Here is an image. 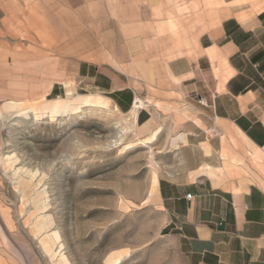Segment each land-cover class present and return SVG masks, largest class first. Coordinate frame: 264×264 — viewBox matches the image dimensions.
<instances>
[{
  "label": "rangeland",
  "instance_id": "obj_1",
  "mask_svg": "<svg viewBox=\"0 0 264 264\" xmlns=\"http://www.w3.org/2000/svg\"><path fill=\"white\" fill-rule=\"evenodd\" d=\"M59 5L0 0V264H188L160 177L182 150L261 183L264 158L183 99L141 94L123 110L77 82Z\"/></svg>",
  "mask_w": 264,
  "mask_h": 264
},
{
  "label": "crops",
  "instance_id": "obj_2",
  "mask_svg": "<svg viewBox=\"0 0 264 264\" xmlns=\"http://www.w3.org/2000/svg\"><path fill=\"white\" fill-rule=\"evenodd\" d=\"M55 1L71 34L66 47L78 57L77 82L123 110L141 94L183 99L209 112L210 128L232 129L264 158V0ZM181 154L157 195L188 264H264V180L232 176L209 153L195 164Z\"/></svg>",
  "mask_w": 264,
  "mask_h": 264
},
{
  "label": "bare ground",
  "instance_id": "obj_3",
  "mask_svg": "<svg viewBox=\"0 0 264 264\" xmlns=\"http://www.w3.org/2000/svg\"><path fill=\"white\" fill-rule=\"evenodd\" d=\"M145 104H144V102L141 100V99H137V102H136V106H138V107H142V106H144ZM157 133H158V131H156V133L154 134V136L152 137V140H155V136H157ZM131 146V145H130Z\"/></svg>",
  "mask_w": 264,
  "mask_h": 264
},
{
  "label": "built area",
  "instance_id": "obj_4",
  "mask_svg": "<svg viewBox=\"0 0 264 264\" xmlns=\"http://www.w3.org/2000/svg\"><path fill=\"white\" fill-rule=\"evenodd\" d=\"M199 102L202 103V99H200ZM187 197L190 198L191 194H187Z\"/></svg>",
  "mask_w": 264,
  "mask_h": 264
}]
</instances>
